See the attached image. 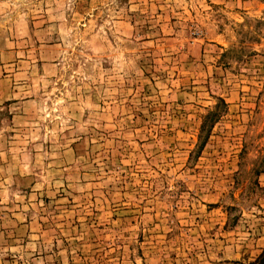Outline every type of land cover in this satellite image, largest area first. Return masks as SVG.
<instances>
[{"label": "rangeland", "instance_id": "374dc122", "mask_svg": "<svg viewBox=\"0 0 264 264\" xmlns=\"http://www.w3.org/2000/svg\"><path fill=\"white\" fill-rule=\"evenodd\" d=\"M0 264H264V0H0Z\"/></svg>", "mask_w": 264, "mask_h": 264}]
</instances>
